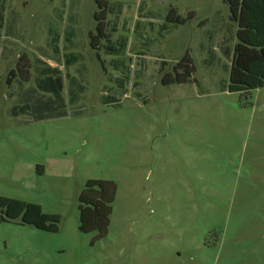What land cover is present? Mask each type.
<instances>
[{
  "label": "rangeland",
  "instance_id": "374dc122",
  "mask_svg": "<svg viewBox=\"0 0 264 264\" xmlns=\"http://www.w3.org/2000/svg\"><path fill=\"white\" fill-rule=\"evenodd\" d=\"M141 1L151 10L175 8L188 23L165 38L148 30L144 37L156 42L145 40L139 49L134 26ZM2 2L13 36L0 37L9 58L0 59V197L37 204L61 220L57 233L46 232L10 220L0 208L6 219L0 220V264H264V88L224 90L230 61L216 37L222 23L226 34L234 24L223 0H113L122 14L109 20L130 28L133 62L123 91L109 64L113 57L90 45L96 0L68 1L83 60L60 67L64 117H50L54 111L46 108L11 117L20 85L13 83L11 100L7 85L22 58L33 63L37 47L46 45L49 15L62 10L61 0ZM52 21L59 31L65 27ZM119 31L113 40L124 34ZM211 36L220 61L210 64L203 45L212 44ZM186 55L196 67L193 81L164 86L162 78ZM141 66L137 91L132 85ZM71 81L83 88L75 103ZM104 93L119 105H105ZM89 180L116 187L108 233L100 239L81 224L80 197Z\"/></svg>",
  "mask_w": 264,
  "mask_h": 264
},
{
  "label": "trees",
  "instance_id": "16d2710c",
  "mask_svg": "<svg viewBox=\"0 0 264 264\" xmlns=\"http://www.w3.org/2000/svg\"><path fill=\"white\" fill-rule=\"evenodd\" d=\"M56 0H49L53 4ZM70 2V0H68ZM113 0H96L98 11L95 14V21L97 22L95 33L90 34V45L94 50H105L107 56L113 57L110 59V65L114 71L120 73L115 79L121 90H124L125 83L130 81L131 72L130 66L133 59L128 54L130 40L128 34L130 33L129 25L125 22L120 25L119 20H109L110 16H121V6L112 3ZM155 2L156 0H150ZM62 7L66 9L68 6L67 0H61ZM228 6L230 12V21L234 24L229 26L230 36L226 34V25L224 33L216 38H221L220 51L230 61V76L229 83L224 88L230 93L248 94L251 91L264 88V0H223ZM57 9V8H56ZM55 9V10H56ZM53 11L49 19L51 20L50 27H48V40L45 46L37 47L38 56L33 63L26 62L23 57L21 62L17 65L16 70L11 71L8 84L12 82L20 85V92L18 94V102L11 108L10 115L12 117H19L35 114L36 110L42 111L55 109L59 111L58 117H64L63 108L65 107V100L62 97L64 82L62 73L58 68H52L43 61V58L51 59L59 64L62 63L65 68H69L82 62L83 56L80 52L75 51L79 49L77 42V31L74 27L75 16L73 11L69 10L66 26L64 32L59 31L55 27V22L63 21L62 10ZM5 4L0 3V37L4 35L13 36L12 27L6 28L5 21ZM56 16L53 18V15ZM188 23V19L179 15L175 8H170L165 12L159 10L149 9L146 1H141L138 7V20L134 26V34L138 39L143 49L145 40L149 41L146 35L149 30L158 38H165L167 35L175 33L180 26ZM124 34L113 40V36L119 34V30ZM236 29L235 35L233 30ZM113 35V36H112ZM154 37V36H153ZM213 36L209 41H213ZM156 37L152 39L151 45L156 42ZM63 40V41H62ZM235 44L232 46V42ZM144 41V43H143ZM63 42V50L60 43ZM104 42V44H103ZM212 43V42H211ZM205 54L207 55L206 62L220 61L217 54L215 44L208 46L203 45ZM1 49L0 51L5 52ZM131 49H137V46L132 43ZM3 52V53H4ZM64 52V53H63ZM117 57V58H116ZM135 57H138L135 56ZM207 62V63H208ZM139 65V63H137ZM165 63H161L160 70L163 69ZM137 67V66H136ZM136 71V82L132 85L137 91L142 88L143 69ZM162 68V69H161ZM124 70H127L125 73ZM196 67L189 55H186L174 68L172 74H167L162 78L164 86L183 85L193 81ZM143 77V78H142ZM32 83V87L23 88V84ZM72 89L70 88V102L75 103L80 95L83 93V88L80 85H75L71 81ZM51 93L55 99H45L38 92ZM124 96L127 91H124ZM134 96L141 99V94L136 92ZM103 103L105 105L115 106L119 105L118 100L106 93ZM58 105V106H56ZM40 118V116H37ZM40 167H38V170ZM116 187L113 182L103 180H89L86 188L83 191L81 202V224L84 233L98 232L99 239L106 236L110 225V215L112 213V204L115 199ZM0 208L5 212V215L10 220L20 219L25 225H30L38 230L57 233L59 231V222L61 217L58 215H50L43 212L41 206L33 203H27L10 198L0 197ZM0 220L6 221L4 217Z\"/></svg>",
  "mask_w": 264,
  "mask_h": 264
},
{
  "label": "crops",
  "instance_id": "0c3cea01",
  "mask_svg": "<svg viewBox=\"0 0 264 264\" xmlns=\"http://www.w3.org/2000/svg\"><path fill=\"white\" fill-rule=\"evenodd\" d=\"M56 2V1H55ZM67 2H68V0H67ZM61 8L63 9L61 12H63L64 14H63V21L62 22H60L61 23V25H64L65 24V27H63V28H61V32L63 33L64 32V30H65V28H66V25H67V16H68V13H69V11L68 10H66L65 8H63L62 7V4H61ZM56 9V8H55ZM55 9H53V11L55 10ZM53 11H51V12H53ZM47 40H48V28H47ZM47 40H46V43H47ZM63 41V40H62ZM60 46H61V48L64 46L63 45V42H61L60 43ZM39 47V46H38ZM62 51H64L63 50V48H62ZM4 52V51H3ZM2 52V50L0 51V59H1V57L3 58L4 57V53ZM64 53V52H63ZM37 57H39L38 55L36 56V58ZM5 58V59H4ZM3 59L4 60H7V59H9V58H6V57H4ZM42 59H43V61H45V63L46 64H48V66H50V67H52V68H58L60 71H61V73H63V71L60 69V67H64L65 68V66H64V64H63V61H62V63L61 64H59V63H57V62H55V61H53V60H51V59H47V58H43V57H41ZM66 69V68H65ZM62 77H63V82H65V79H64V76H63V74H62ZM7 85H9V86H11V87H9V93H8V98L11 100V98L12 99H14L15 98V96L17 95L16 93H13V92H11V90H12V88H13V82L11 83V84H8V79H7ZM63 91H64V88H63ZM18 93V92H17ZM106 95V93H104V96ZM11 110V109H10ZM9 110V111H10ZM58 113H59V111L58 110H54V112L52 113V115L50 116V117H58L57 115H58ZM11 116V115H10ZM12 117V116H11Z\"/></svg>",
  "mask_w": 264,
  "mask_h": 264
},
{
  "label": "water",
  "instance_id": "95a60500",
  "mask_svg": "<svg viewBox=\"0 0 264 264\" xmlns=\"http://www.w3.org/2000/svg\"><path fill=\"white\" fill-rule=\"evenodd\" d=\"M3 213H5L4 211H3ZM82 228H80V230H81Z\"/></svg>",
  "mask_w": 264,
  "mask_h": 264
}]
</instances>
